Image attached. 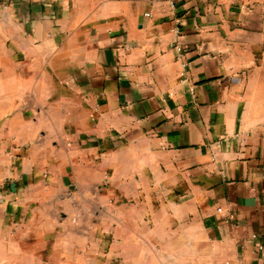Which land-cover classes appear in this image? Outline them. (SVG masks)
Masks as SVG:
<instances>
[{
  "label": "crops",
  "instance_id": "1",
  "mask_svg": "<svg viewBox=\"0 0 264 264\" xmlns=\"http://www.w3.org/2000/svg\"><path fill=\"white\" fill-rule=\"evenodd\" d=\"M0 264H264V0H0Z\"/></svg>",
  "mask_w": 264,
  "mask_h": 264
}]
</instances>
